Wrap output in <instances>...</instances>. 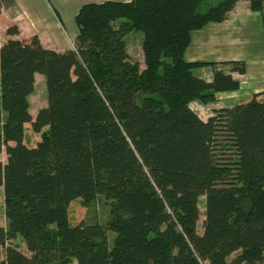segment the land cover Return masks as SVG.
<instances>
[{"label":"trees","instance_id":"obj_1","mask_svg":"<svg viewBox=\"0 0 264 264\" xmlns=\"http://www.w3.org/2000/svg\"><path fill=\"white\" fill-rule=\"evenodd\" d=\"M201 1L85 2L72 49L37 36L0 45V264L264 263V90L205 120L190 107L238 89L232 73L246 71L242 60L228 71L185 60L190 32L222 21L238 0L203 11ZM131 31L143 35L142 67L126 50ZM206 65L210 81L193 72ZM36 73L47 103L32 116ZM27 123L39 134L33 145ZM97 195L106 222H72L70 204L88 208ZM18 235L24 252L8 244Z\"/></svg>","mask_w":264,"mask_h":264},{"label":"crops","instance_id":"obj_2","mask_svg":"<svg viewBox=\"0 0 264 264\" xmlns=\"http://www.w3.org/2000/svg\"><path fill=\"white\" fill-rule=\"evenodd\" d=\"M102 1L104 0H0V45L9 37L26 41L37 36L45 48L56 51L72 49L78 32L74 20L78 8L85 2ZM12 25L16 26L17 34L9 36L6 31ZM131 33L124 36L126 50L142 67V49L139 54H133L127 42ZM139 37L142 39L143 35L141 37L139 34ZM184 58L189 62H215L216 67L224 71L229 70L227 61L242 60L245 63L246 71L243 75L232 73L239 80V88L215 92V101L209 103L208 111L203 105L201 112L197 110L201 119L205 120L213 108L249 100L254 93L264 90V7L261 11H252L246 0H238L222 21L208 22L190 32V42L184 51ZM247 58L253 62V68H249ZM193 72L206 81L211 80L210 66L196 67ZM36 77L44 80L39 73L35 74L34 78ZM192 103L194 102L190 103L191 108ZM42 106L44 104L34 111L30 106L29 112L34 116ZM198 222L197 230L201 231ZM23 248L24 243L19 249L24 252ZM2 257L4 253L0 259Z\"/></svg>","mask_w":264,"mask_h":264},{"label":"rangeland","instance_id":"obj_3","mask_svg":"<svg viewBox=\"0 0 264 264\" xmlns=\"http://www.w3.org/2000/svg\"><path fill=\"white\" fill-rule=\"evenodd\" d=\"M219 0H203L198 5V10L203 11L207 7L215 4ZM118 24V21L113 22V25L116 26ZM130 38L128 39V45L130 47V50L133 54H139L140 49H142V39L139 37V34L142 37L141 32L137 31H131ZM139 33V34H138ZM141 42V43H140ZM247 63L249 68H253L254 64L253 62H250V60L247 58ZM43 78V76L41 75ZM192 103L193 110L198 114L197 110L201 112L202 106L206 111H208L209 103L208 104H201L198 101H193ZM47 99H46V90H45V82L44 80L40 79L39 77H36L34 80V86L33 90L30 93V106L32 107V111L40 105H46ZM202 114H204L202 112ZM39 139V134L34 132L31 129V126L29 123L25 125V142L28 145H33L36 140ZM1 160L5 161V153L4 149L1 151L0 154ZM199 210H200V216H199V222L198 226L200 227L201 221L203 219V212H204V198L200 197L199 199ZM69 217L72 222L76 223L80 221L82 218L85 219L87 222H100L104 223L109 217V205L108 202L104 199L102 195H97L91 205L88 208H84L79 201L72 202L69 206ZM7 225V219L4 214V205H3V194L2 189L0 188V226H6ZM113 233L109 232V245L112 243ZM8 244L21 247L23 245V241L21 237L18 235L15 238H12L8 241ZM23 250H27L25 245ZM4 253V248L0 246V256ZM3 258V257H2Z\"/></svg>","mask_w":264,"mask_h":264}]
</instances>
